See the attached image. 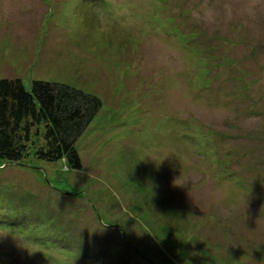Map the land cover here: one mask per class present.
Masks as SVG:
<instances>
[{"label":"rangeland","instance_id":"1","mask_svg":"<svg viewBox=\"0 0 264 264\" xmlns=\"http://www.w3.org/2000/svg\"><path fill=\"white\" fill-rule=\"evenodd\" d=\"M0 78L102 102L0 160V264H264V0H0Z\"/></svg>","mask_w":264,"mask_h":264},{"label":"trees","instance_id":"2","mask_svg":"<svg viewBox=\"0 0 264 264\" xmlns=\"http://www.w3.org/2000/svg\"><path fill=\"white\" fill-rule=\"evenodd\" d=\"M102 107L101 100L63 83L0 78V160L34 157L81 169L76 142Z\"/></svg>","mask_w":264,"mask_h":264}]
</instances>
